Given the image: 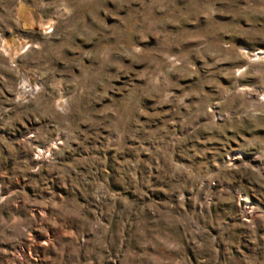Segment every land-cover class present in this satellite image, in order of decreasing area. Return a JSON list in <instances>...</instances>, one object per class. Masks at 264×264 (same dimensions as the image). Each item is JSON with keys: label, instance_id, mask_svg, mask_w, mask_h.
Wrapping results in <instances>:
<instances>
[{"label": "rangeland", "instance_id": "1", "mask_svg": "<svg viewBox=\"0 0 264 264\" xmlns=\"http://www.w3.org/2000/svg\"><path fill=\"white\" fill-rule=\"evenodd\" d=\"M0 264H264V0H0Z\"/></svg>", "mask_w": 264, "mask_h": 264}]
</instances>
